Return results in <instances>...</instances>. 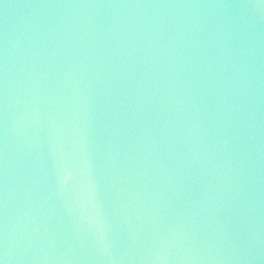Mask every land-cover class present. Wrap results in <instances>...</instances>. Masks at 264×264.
I'll return each mask as SVG.
<instances>
[{
    "label": "water",
    "instance_id": "obj_1",
    "mask_svg": "<svg viewBox=\"0 0 264 264\" xmlns=\"http://www.w3.org/2000/svg\"><path fill=\"white\" fill-rule=\"evenodd\" d=\"M0 264H264V0H0Z\"/></svg>",
    "mask_w": 264,
    "mask_h": 264
}]
</instances>
